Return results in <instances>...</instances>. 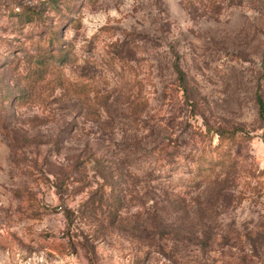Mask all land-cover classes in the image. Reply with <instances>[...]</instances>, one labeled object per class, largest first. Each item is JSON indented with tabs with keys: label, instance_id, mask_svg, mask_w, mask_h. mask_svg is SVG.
Returning a JSON list of instances; mask_svg holds the SVG:
<instances>
[{
	"label": "rangeland",
	"instance_id": "obj_1",
	"mask_svg": "<svg viewBox=\"0 0 264 264\" xmlns=\"http://www.w3.org/2000/svg\"><path fill=\"white\" fill-rule=\"evenodd\" d=\"M40 1L0 0V264H264V0Z\"/></svg>",
	"mask_w": 264,
	"mask_h": 264
},
{
	"label": "trees",
	"instance_id": "obj_2",
	"mask_svg": "<svg viewBox=\"0 0 264 264\" xmlns=\"http://www.w3.org/2000/svg\"><path fill=\"white\" fill-rule=\"evenodd\" d=\"M61 2V3H60ZM62 2L66 3V8L71 9L72 4L74 3L73 0H41L37 4H30V3H20V7L14 8V13L17 15L21 21H42L45 22L46 15L44 11L46 7H53L60 8ZM60 19H64V14L60 13ZM78 19H71L72 21H77ZM51 36L48 38L50 43H54L55 40H59L58 29L56 26L51 27ZM70 46V45H69ZM68 45L60 46L57 49H53L51 51H46L40 49L37 53H31L27 57L28 62V71L27 74L23 76V79H26V84L28 87L34 89L37 85H41L43 87H51L55 88L57 85L64 87V90H74V83L65 75L64 73V65L69 63V58L67 54L70 50ZM19 62V60L17 61ZM21 62H19L20 64ZM18 64V65H19ZM17 66V64H16ZM179 70V79L180 81H185L184 71L181 68ZM50 75V76H49ZM48 76V78L46 77ZM52 76V78H51ZM51 78L52 80H47ZM39 92H42L40 90ZM27 94V93H25ZM29 94H33L30 90ZM26 96V95H25ZM20 96L18 98H21ZM258 105H259V112L260 116L264 118V99L261 94H258ZM212 128L208 127L207 133L210 132ZM219 131V130H218ZM220 138L223 140L224 138L227 139H234L235 133L230 131H219ZM221 143V142H220Z\"/></svg>",
	"mask_w": 264,
	"mask_h": 264
}]
</instances>
